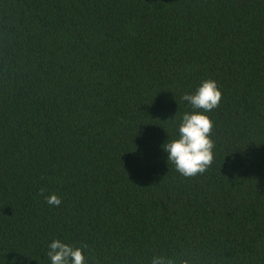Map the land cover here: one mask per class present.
Listing matches in <instances>:
<instances>
[{
    "label": "trees",
    "instance_id": "16d2710c",
    "mask_svg": "<svg viewBox=\"0 0 264 264\" xmlns=\"http://www.w3.org/2000/svg\"><path fill=\"white\" fill-rule=\"evenodd\" d=\"M207 78L214 159L185 177L162 145ZM54 238L264 264V0H0V264H50Z\"/></svg>",
    "mask_w": 264,
    "mask_h": 264
},
{
    "label": "clouds",
    "instance_id": "9594fccd",
    "mask_svg": "<svg viewBox=\"0 0 264 264\" xmlns=\"http://www.w3.org/2000/svg\"><path fill=\"white\" fill-rule=\"evenodd\" d=\"M181 99L190 106L180 117L176 136L162 145L167 160L185 177L203 173L213 162L214 141L211 138L214 122L209 113L219 106L222 91L215 79L207 78L193 92H185ZM50 206H60L62 201L55 193L46 197ZM87 245H73L54 238L47 246L50 264H88L85 255ZM150 264H177L173 258L154 255ZM179 264H198L195 255L185 256Z\"/></svg>",
    "mask_w": 264,
    "mask_h": 264
}]
</instances>
